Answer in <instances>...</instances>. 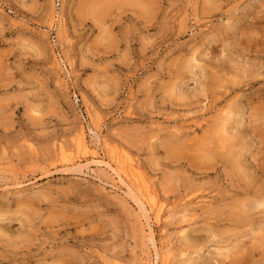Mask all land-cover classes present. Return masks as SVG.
<instances>
[{"label": "rangeland", "instance_id": "374dc122", "mask_svg": "<svg viewBox=\"0 0 264 264\" xmlns=\"http://www.w3.org/2000/svg\"><path fill=\"white\" fill-rule=\"evenodd\" d=\"M0 264H264V0H0Z\"/></svg>", "mask_w": 264, "mask_h": 264}, {"label": "bare ground", "instance_id": "6f19581e", "mask_svg": "<svg viewBox=\"0 0 264 264\" xmlns=\"http://www.w3.org/2000/svg\"><path fill=\"white\" fill-rule=\"evenodd\" d=\"M97 128H95V131H97L96 130ZM93 134L95 135V138L96 137H99V135H98V132H93ZM82 135V134H81ZM84 135V134H83ZM82 135V136H83ZM78 137V140L76 141V148H77V151L79 150V151H81V152H83L82 154H84V155H86L87 157L88 156H90V155H95L94 153H93V151H92V147L86 142V140H85V136H83V137ZM111 153H113L112 155H113V159L111 160V162H105V161H95L94 163H98V164H100L101 165V167H104V168H106V169H109V170H111L112 172H114L115 174H117V175H119V176H123V174H120V172L117 170V168H120L121 169V171H123L124 172V175H126V176H128L129 178H130V181H131V183H130V185H128V187H126V188H129V186H133L134 188H136V189H139V191L140 192H142L145 196L144 197H147L148 198V200H149V206H151L150 208H151V210H153L155 207H156V201L154 202L153 200H154V197H153V199H152V196H153V194L150 192L151 190L149 189V187H148V185L146 184V182H144V180L143 181H140V180H138V179H136L135 177H136V169H135V165H134V163H133V160H132V158L130 157H128L126 154H124V153H119L117 150H114V151H111ZM97 154V153H96ZM93 157V156H92ZM97 157V156H96ZM89 164H91V163H89ZM92 164H93V162H92ZM82 166V165H81ZM80 166V167H81ZM79 167V168H80ZM117 167V168H116ZM85 169L87 168H90V167H84ZM86 169V170H87ZM91 169V168H90ZM89 169V170H90ZM84 172V171H83ZM82 172V173H83ZM87 174V173H86ZM127 177V178H128ZM119 178V177H118ZM138 178V177H137ZM120 179H122L121 177H120ZM122 180H124V179H122ZM124 182V181H123ZM19 186V185H18ZM116 188V187H115ZM129 189H131V188H129ZM130 191V190H129ZM131 194H133V193H131ZM142 194V195H143ZM132 197V196H131ZM141 202V201H140ZM138 203V202H137ZM157 208V207H156ZM159 208H161V206H159ZM143 209V208H142ZM159 211H157L158 213H157V217H156V220L157 221H160V219H161V217H162V213H161V211H162V208L161 209H158ZM144 211V210H143ZM154 211V210H153ZM145 212V211H144ZM144 212H143V214H144ZM147 212V211H146ZM149 212V211H148ZM144 216V215H143ZM147 218V220L148 221H146V223H149V220H150V218L147 216L146 217ZM144 223V222H143ZM157 224V223H156ZM143 225V224H142ZM149 225V224H148ZM148 228H149V226H148ZM149 229H151V228H149ZM148 234V233H147ZM152 234V233H151ZM154 237V236H153ZM152 237V238H153ZM154 239V238H153ZM156 245V244H155ZM152 246V245H151ZM153 247V246H152ZM154 251H155V249H154ZM150 252V251H149ZM148 252V253H149ZM155 253V252H154ZM156 253H157V255H158V252H157V249H156ZM169 255V254H168ZM150 256H151V254H150ZM159 256V255H158ZM166 257V256H165ZM164 257V258H165ZM157 260V259H156ZM146 261V260H145ZM157 263V262H156ZM165 263V262H164ZM168 263V262H167Z\"/></svg>", "mask_w": 264, "mask_h": 264}]
</instances>
